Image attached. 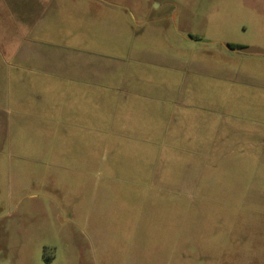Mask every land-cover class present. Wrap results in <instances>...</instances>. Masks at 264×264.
<instances>
[{
	"label": "rangeland",
	"instance_id": "374dc122",
	"mask_svg": "<svg viewBox=\"0 0 264 264\" xmlns=\"http://www.w3.org/2000/svg\"><path fill=\"white\" fill-rule=\"evenodd\" d=\"M0 264H264V0H0Z\"/></svg>",
	"mask_w": 264,
	"mask_h": 264
}]
</instances>
